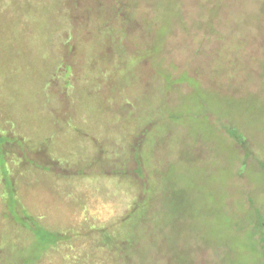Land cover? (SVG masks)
Masks as SVG:
<instances>
[{
    "label": "rangeland",
    "instance_id": "374dc122",
    "mask_svg": "<svg viewBox=\"0 0 264 264\" xmlns=\"http://www.w3.org/2000/svg\"><path fill=\"white\" fill-rule=\"evenodd\" d=\"M56 1L0 0L15 210L61 235L0 176V264H264V0Z\"/></svg>",
    "mask_w": 264,
    "mask_h": 264
},
{
    "label": "trees",
    "instance_id": "16d2710c",
    "mask_svg": "<svg viewBox=\"0 0 264 264\" xmlns=\"http://www.w3.org/2000/svg\"><path fill=\"white\" fill-rule=\"evenodd\" d=\"M56 3L58 4L57 7H58V10L60 9V7L66 3V19H67V23H69V20L68 18L70 17V10H71V7L73 5V3H70L68 2V0H63V1H59L57 0ZM119 10V8H118ZM61 12V11H60ZM60 17V16H59ZM103 21V20H102ZM103 23H105L103 21ZM101 26V25H100ZM124 29V28H123ZM68 50H71V48H69ZM107 50V49H105ZM111 52L106 56L109 62H107L108 64H114V61L120 56V51H121V48H117V47H114V49L112 47H110L109 49ZM110 66V65H109ZM57 67V66H56ZM59 68V66H58ZM57 68V70H58ZM115 70V69H114ZM113 70V71H114ZM60 71H62L60 69ZM106 74V76H109V73L110 72H104ZM47 83L44 84V86L46 87ZM45 87H39V91L42 89V88H45ZM38 93V90L36 87H33L32 90H31V95H36ZM13 126V125H12ZM145 132V131H144ZM9 142H15V145L18 147V148H23V143L21 142V140H19V138H17L16 136H8L6 133L3 132V129L0 130V176L2 177V181H3V186H4V193H5V197L6 199L8 200L9 203V208H6L4 211H6V213L4 212L3 213V217L5 218H9L8 220H10L11 222H14L16 224H18L19 226H23L24 228L28 229L30 232H32L33 235H35V237L40 238L39 240H41L42 242V245L45 247H47L49 245V243L51 242H55L57 241L61 235L59 234H56V233H49L47 232L46 230H44L42 227H40L37 222L31 217L29 216L26 212H21V214H19L16 210H15V190H14V185H13V182H12V178L10 176V172H9V163H8V159L9 161H11L12 158L10 157H7L6 156V152H7V149H6V144H8ZM130 146H132V141L130 142ZM6 150H5V149ZM134 148V147H133ZM135 149V152L132 151V155L133 157H135L137 155H139V150H140V147L137 146V148H134ZM133 149V150H134ZM28 152L29 151H26L24 150V154H26V158L27 160L30 162V163H35L33 160H29L28 157H30L28 155ZM23 154V155H24ZM22 156H19L18 158L21 159ZM12 157V156H11ZM15 163V159H12ZM139 160V159H138ZM151 168V167H150ZM147 191V197L145 199H143L142 201L140 202H137L134 206L135 208H142V209H146L148 210V202L150 201H156V200H153L155 197L154 195L153 196H150L149 194L152 192V187L149 188V186H146L145 188ZM153 198V199H152ZM136 209H133L131 211V214L135 211ZM138 211V210H137ZM139 217V216H138ZM146 217H147V214H146ZM149 217V216H148ZM142 222V221H141ZM140 222V223H141ZM139 223V224H140ZM138 224V222L136 221V225ZM135 225V228L137 227H141V225ZM134 228V229H135ZM130 233L132 232H129L127 233V235H129ZM108 239H110L109 243H110V248H114L115 250H117L118 252L121 251V254L124 253L126 250L128 249H131V243L132 242H127V237H126V234L123 235L121 238H119L118 236L116 235H113V236H108L107 237ZM119 248H123V250H120L119 251ZM41 255V253H40ZM39 255V257H40ZM122 258V262L124 264H128L127 262H129L130 260H128V257L126 256H121ZM14 263V261L12 262V264ZM26 263V261H23L22 264ZM130 263V262H129ZM132 264V262L130 263Z\"/></svg>",
    "mask_w": 264,
    "mask_h": 264
}]
</instances>
